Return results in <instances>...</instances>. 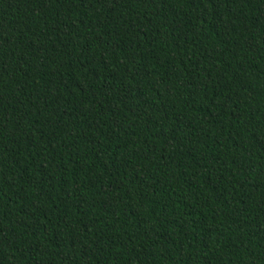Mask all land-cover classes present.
<instances>
[{"label":"trees","instance_id":"1","mask_svg":"<svg viewBox=\"0 0 264 264\" xmlns=\"http://www.w3.org/2000/svg\"><path fill=\"white\" fill-rule=\"evenodd\" d=\"M0 264H264V0H0Z\"/></svg>","mask_w":264,"mask_h":264}]
</instances>
